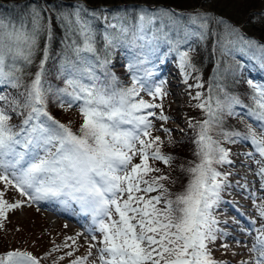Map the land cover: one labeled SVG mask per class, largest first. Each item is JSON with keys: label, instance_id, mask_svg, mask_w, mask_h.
<instances>
[{"label": "snow or ice", "instance_id": "obj_1", "mask_svg": "<svg viewBox=\"0 0 264 264\" xmlns=\"http://www.w3.org/2000/svg\"><path fill=\"white\" fill-rule=\"evenodd\" d=\"M52 10L55 17H46V7L34 6L27 24L0 18V229L10 213L25 206L56 201L67 208L75 203L91 216L95 227L88 230L86 254L69 264H229L215 258L212 246L228 235L217 227L220 222L213 213L221 191L230 186L227 174L215 165L232 161L229 149L214 137L250 143L252 151L245 155L256 165L253 174L258 190L264 192V85L248 81L253 93L247 106L219 84L215 87L223 99L212 95L214 87L209 82L208 99L197 105L207 119L190 125L196 131L198 162L181 166L190 178L184 190L174 194L167 186L169 175L157 166L161 162L171 166L174 157L162 151L164 141L153 135L151 119L167 121L168 117L162 110L159 115L154 111L162 109L161 104L141 96L145 92L154 101L167 93L163 82L153 88L152 71L143 69L142 76L137 72L162 45H168L187 76L188 69L196 70L195 65L189 51L180 49L194 36L213 39L214 47L225 54L253 50L262 62L264 44L246 38L239 26L208 10L186 14L161 3L110 7L90 6L87 0H77L66 11ZM259 15L264 17V12ZM54 28L63 33L55 72L63 87L49 81ZM117 48L135 53L128 64L131 86H119L108 68ZM200 97L198 92L193 99ZM53 99L60 108L78 109L81 123L76 130L52 115ZM237 105L247 108L255 128L249 124L244 133L223 130V116L236 115ZM12 114L22 117L18 124L11 122ZM160 130L171 136L169 129L161 126ZM168 143L175 142L169 139ZM13 191L21 199L10 201ZM250 198L256 218L249 221L250 228L243 229L251 237L244 244L250 255L239 264H264V196L252 191ZM74 246L78 250L76 237H65L63 245L54 244L43 258L12 249L0 253V264H41L52 252ZM220 247L226 252L229 248L227 244ZM73 255L68 251L58 259L52 257L51 264Z\"/></svg>", "mask_w": 264, "mask_h": 264}, {"label": "rangeland", "instance_id": "obj_2", "mask_svg": "<svg viewBox=\"0 0 264 264\" xmlns=\"http://www.w3.org/2000/svg\"><path fill=\"white\" fill-rule=\"evenodd\" d=\"M28 1L29 0H27L26 3ZM39 1L42 3L41 5H43V3L44 4L48 3L46 4L45 7L48 9V11L50 12L52 11L50 9L51 0H49L48 2L47 0H39ZM191 1L195 2L197 0H188L186 3H183L184 6L190 7ZM198 1L200 2L198 6L200 8L199 10H208L212 14L222 16L225 19L230 18L228 17L230 15L232 18H234L237 21V23L234 24L237 26L238 25L242 26L241 28L244 29L246 32H248L249 30L250 32L256 33L258 35L259 34L264 35V25L261 24V21L264 20V17L259 15V13L264 12V0H198ZM80 2H84V1L80 0ZM26 3L16 2L15 4H26ZM75 3H77V1ZM108 5L111 7L113 4H108ZM252 10L255 11L254 13H257V15L253 16L252 22H248V17L251 15L250 11ZM246 38H250V37H246ZM262 39H264V37ZM207 40H203L201 42L204 43L203 46L206 54H207V45H208L206 43ZM188 43L189 44H182L180 50L189 51L191 62L192 64L195 65L196 70L188 69L187 76L185 75V72L182 71L179 67V58L176 52L169 51V49L162 52L163 49L160 48V50L157 53H155V55L149 58L150 63L148 66L151 71L152 68H154L153 71H156L155 69L158 67V65L163 63L165 64L167 58L169 60H172L173 64L176 67V72L180 76V79L176 78L175 80L182 81V83L179 84V86L175 87V91H178L180 88H185L186 89L185 93L180 96L184 100L180 101V99H178L180 94L171 91L169 89L171 87L170 85H168L169 87L165 86V88L163 89L167 93V95L164 96L163 98H157L154 101L152 97L147 95V93L142 92L141 94V96L145 100L161 104L162 109H154V111L159 115V113L162 110L163 114L168 117L167 121H160L159 119L151 118L153 119V123L155 125L153 129V135L161 136L162 141H164V144L162 145V151L174 157L171 166L164 165L162 162L158 163L157 165L161 168L167 169L168 171L171 170L173 172H176L177 170L182 173L185 171L182 170L181 166H183V168H187L193 165L194 163L198 162L197 157L195 156L196 145L194 143V139L196 137V131L194 130L193 127H190V125H197L198 122H202L203 120L207 119V115L205 111L203 109L198 108L197 105L208 99L210 95L209 82L211 81L214 87V91L212 95L215 94L219 98L223 99V93L220 91L219 88L215 87V85L219 84L229 94L241 98L240 100L243 102L244 105L247 106H251L252 104L250 97L253 93V90L249 86L248 81L252 80L256 84L264 85L263 81H259L257 79L258 75L256 73L252 75L249 73V69H250L249 65L251 64L246 62L249 61L250 55L246 50L240 51L236 49L233 50L230 54H225L222 51H219L216 54V60H213V62L215 61L216 64L218 63L217 67L213 68L214 72L211 74L212 77H209L207 76V74L208 72H210L211 62L207 60L205 65L202 64L199 61V57H201V54H205V53L197 51L196 48H194L195 45L191 44L190 41H188ZM211 44L214 45L213 42H211ZM160 52L162 53L160 54ZM112 55L113 57L116 56V59L112 64V66L114 68L113 70L117 72V74L120 76L119 86H124V87L131 86L132 73L131 72L125 73L123 69V66L126 67V65L128 64L127 61L129 58V54H126L121 48H117L112 51ZM220 64L223 65L228 70L225 71L223 68V78L225 81L223 83L216 74V72L220 68L219 66ZM237 67L240 73L241 71H245L244 74L245 76L242 74L238 75V72L236 71ZM155 75L157 76L159 74L158 73L154 74L150 78V83H152L153 79L155 78ZM198 83L201 84L202 87H196ZM174 86L175 85H173V87ZM198 92L201 93L200 99L199 100L193 99V97H195ZM211 104L213 107L215 106V99L211 101ZM62 109L64 111L63 118L66 119L67 124L76 125L78 123H81V117L76 107L67 110L66 107ZM234 111L235 113H237L236 115L228 116L225 114L223 116L222 127L224 131H240L243 133L247 131V125L249 124H252L254 128L256 127V124H254L251 119H248V116L246 115L247 112L246 107H241L240 105H237ZM13 115L16 116L15 114ZM11 122L14 124L13 121ZM161 126H163V128L169 129L171 131V136L160 130ZM257 131H259V129H257ZM214 138L220 140L221 145L229 149L230 155L234 156L235 158H240L242 161L247 163L244 164V166H241L240 171L242 175L245 176L244 178H247V183H251L250 185H252V188H254L251 189L250 186L244 188L243 201H241V203H238L235 201L238 200V194H235V196H231L230 193H228V189L230 188V186L229 188L228 186L225 187L220 194L221 200H222V195H225L224 197H230V199H232L233 201L234 206L238 210L237 212L239 215L238 214L233 215L231 213H228V215L224 214L222 219L224 220L230 219L231 221H234L235 220L234 217H235L237 219L236 225L238 227H239L238 224L239 221L241 228L243 229L250 228L251 225L249 224V221L252 220L253 218H256V210L253 207L252 200L250 198V193L252 191H256L257 196H264V192L258 190V178L255 177L253 174L256 165L249 157L242 155L241 152V149L244 150L247 149L252 151V148L250 147V145H248L247 142L228 143L223 139L222 136H215ZM169 139L173 140L175 143H171V144L168 143ZM188 154H190V156H188ZM181 159H183L184 163L181 161ZM135 162H137V160ZM221 166L227 171L226 172L227 176L232 175V172L229 170L230 167H228L227 164L215 165V167H219V168ZM185 173L187 174L185 176V179L188 181L190 177L188 176L187 172ZM248 177H251L253 179H250ZM254 181H255V185L253 183ZM8 198L10 199V201L21 199V197H19V195L16 194L14 191L9 194ZM257 203H259V200L257 201ZM225 206H227V204L222 203L221 206L215 207L214 212L219 210L221 207L225 208ZM37 208H39V210H37ZM217 220L220 222L219 219ZM221 224L222 223L220 222L217 225V227ZM256 226L257 227L259 226V220H257ZM82 230L81 227L79 226H77L75 230L73 229V226L69 228V226L65 225L63 221L57 223L56 220L49 217L47 210H45L39 204L38 205L33 204L31 207L25 206L22 210L18 209L15 212L10 213L8 220L4 222V227L0 229V253H3L4 250L6 249L18 248L22 250L31 251L34 255L43 258L45 256V253L53 249V245L51 244L52 240L62 241L65 240V237L72 236V237H76L77 246H79V248L77 250L76 246H74V248L72 249H66L65 252L78 251L81 252L82 254H86L89 234H85ZM235 232H236L235 235L238 236L236 241H239L243 245L239 246L238 248L235 247V249L234 247H231L229 248V251L232 255L231 257L232 260L238 261L239 259L240 261L242 258H244V255H246L244 254L243 251V248H245L244 244L246 242L241 241L240 238L244 236L245 240L249 242L251 237L248 236L247 234L244 235L241 230L240 231L237 230ZM77 233H81L82 235L77 236ZM220 239L226 243L232 244V242H234L232 238H228L226 236ZM216 244L213 245V248H217ZM240 248H242L241 251ZM59 251L60 250H58L57 252ZM214 251L216 252V250ZM57 252L56 251L52 252V257H56L58 259L60 256H62L61 254L58 256ZM233 253H236V255H233ZM218 254L220 256H223L224 250L222 249L220 251L218 250ZM52 257L42 260L48 262L51 261ZM75 257H76V253H75ZM66 259L68 260L74 259V255L72 257H66ZM66 259L60 261V264H64Z\"/></svg>", "mask_w": 264, "mask_h": 264}, {"label": "trees", "instance_id": "obj_3", "mask_svg": "<svg viewBox=\"0 0 264 264\" xmlns=\"http://www.w3.org/2000/svg\"><path fill=\"white\" fill-rule=\"evenodd\" d=\"M48 1L49 0H47V2ZM132 1L163 3L165 5H173V6L178 7V8H183L185 10H187L189 8H196L199 6V3H200L198 0L195 2L191 1L190 7H185L183 3H186L188 0H87V2L91 6H95V5H99V4H115V3H119V2H132ZM41 4L42 3L39 0H35V1L29 0L26 4H12V3L2 4V3H0V18L4 19L6 22L10 21L12 24H16V25H19L21 23L27 24L31 19L32 12H30V10L33 9L34 6L37 8L46 6L44 3H43V5H41ZM71 5H73V3L57 0L53 3H51L50 9L52 10L53 8H55L58 10L66 11V10H69V7ZM181 5H183V6H181ZM254 12L255 11L252 10V11H250V14H253ZM185 13L187 14L188 12H185ZM44 15L46 17L47 16L55 17L56 12H54L53 10L50 12L47 9V11L44 13ZM228 17H230V18H227V20H229L232 23H237V21L234 18H232L230 15ZM96 28H97L98 32L103 31L100 24H97ZM257 28H259V27H257ZM247 30H248V28H247ZM54 32H55V35H54V40H53V44H52V59H50L48 61V65H47V67H49V69L53 73V75L49 77V81L54 86L63 87L62 81L57 80L55 78L56 66L58 64V58H57L56 54L59 53L60 48H61V45L58 43V41L61 39L63 33H62V30L55 29V28H54ZM247 33L260 38L261 41H259L258 43L264 44V39H262L264 37L263 34L258 35L256 33L250 32L249 30ZM245 37H247V36H245ZM251 39H254V38H251ZM211 40L212 39L209 38L206 42L208 44L207 45V54L205 53V50H204V46H203L204 43H201L202 40H200L199 37H196V40H194L195 41L194 43H196V47H195L196 50L199 52L205 53V54H201V57H199V61L205 65L206 61L209 60L211 62L210 67L213 64V60H214L216 54L219 51H221L219 47H214V45L211 44V42L214 43V40H212V41ZM99 47H101V48L103 47L102 41H101ZM165 47H166L165 45H162V48H165ZM124 49H126V48H123V50ZM248 52L250 54H252L253 50H248ZM249 60L252 64H254L257 68H259L261 70L262 74L264 75V62H262L258 57H254L253 54H252V56H250ZM38 62H39V60L37 59V63ZM108 68H109L110 72L113 73L111 71L112 69L110 68V66H108ZM224 70L227 71L226 69H224ZM114 75L119 80L120 76L117 73H115ZM56 107H58V108H56ZM49 110L52 113V115H54L58 120L61 121V123L67 124L66 119L63 118V114H64L63 109L58 106L57 102L54 99L50 101ZM12 116H13L12 121L14 122V124H18L20 122V120L22 119V117L14 116L13 114H12ZM70 126L73 128V130H76L78 128L79 124L78 125H70ZM187 146H190V145H187ZM188 156H190V154H188ZM181 161L183 162V159H181ZM161 169L167 175H169V173H170V175H169L170 180L167 182V186L169 187L170 192L175 194V193H179V192L184 190V187H186V185L188 183V181L185 179V176L187 175L185 172L182 173V172L177 171V170H176V172H173L171 170L168 171L167 169H164V168H161ZM188 176H189V174H188ZM152 195H155V193H152ZM54 244L55 245H61L60 241H58V242L54 241L52 243V245L54 246ZM8 250H12V249H6V250H4V252H6ZM48 264H51V261H48Z\"/></svg>", "mask_w": 264, "mask_h": 264}, {"label": "bare ground", "instance_id": "obj_4", "mask_svg": "<svg viewBox=\"0 0 264 264\" xmlns=\"http://www.w3.org/2000/svg\"><path fill=\"white\" fill-rule=\"evenodd\" d=\"M25 2L27 1V0H24Z\"/></svg>", "mask_w": 264, "mask_h": 264}]
</instances>
